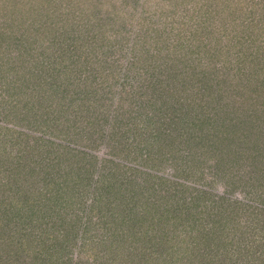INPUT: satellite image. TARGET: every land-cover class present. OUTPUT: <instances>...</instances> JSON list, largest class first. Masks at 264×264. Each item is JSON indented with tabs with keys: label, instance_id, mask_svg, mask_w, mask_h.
Segmentation results:
<instances>
[{
	"label": "rangeland",
	"instance_id": "rangeland-1",
	"mask_svg": "<svg viewBox=\"0 0 264 264\" xmlns=\"http://www.w3.org/2000/svg\"><path fill=\"white\" fill-rule=\"evenodd\" d=\"M42 1L0 0V66L18 75L9 90L2 81L11 82L12 77H0V132L13 129L19 133L14 139L23 143L5 147L10 159L2 179L13 182L7 194H17L20 200L31 195L28 202L38 218L30 228L21 227L16 217H0V236L16 227L15 240L25 241L24 248L42 258L11 252L15 264H50L54 257L57 264H121L126 255L136 264L134 250L117 249L127 235L121 231L139 227L126 240L143 249L146 238L180 227L193 233L199 223L215 228L222 241L217 243L221 253L201 261H247L249 251L241 255L235 247V232L242 212L247 217L249 209L254 210L252 198L258 191L264 193V0H101L97 6L87 0L83 12L74 11L71 19L61 13L65 3L58 8L60 0L45 5ZM203 7L214 9L215 19L208 18ZM46 10L68 26L60 36L62 57L55 65H45L49 74L38 76L42 54L55 51L47 39L45 43L35 36L41 31L37 14ZM208 21L211 31L201 35V24ZM243 32L245 38L239 39ZM189 68L195 72L187 81L188 74L180 73ZM244 71L253 72L256 79L251 73V79L239 83ZM25 81L29 90L24 89ZM210 84L212 89L202 91ZM254 104L262 108L255 120L244 118ZM64 152L71 160L80 152L90 158L92 179L87 184L73 175L59 192L47 186L56 165L54 170L42 160ZM102 163L108 165L104 172L122 170L136 186L160 187L145 201L154 202L137 203L128 217L130 226L114 210H104L115 194L94 183ZM254 177L260 178L258 183H246ZM170 181L179 184L178 189L173 190ZM56 201L73 218V224H66L59 214L60 232L45 215ZM175 206L183 216L173 217ZM219 207L220 215H214ZM28 212L29 207L18 217L24 219ZM18 231L26 232L24 239ZM32 232L39 236L33 240H38L35 248ZM189 258L194 260L193 255Z\"/></svg>",
	"mask_w": 264,
	"mask_h": 264
},
{
	"label": "trees",
	"instance_id": "trees-1",
	"mask_svg": "<svg viewBox=\"0 0 264 264\" xmlns=\"http://www.w3.org/2000/svg\"><path fill=\"white\" fill-rule=\"evenodd\" d=\"M46 1L47 0L42 1L44 5L46 4ZM89 1H91V0H88V2ZM92 1L97 6L101 0H92ZM86 2H87V0H60L57 7L59 8L62 3H65V4L61 5L62 6L61 13H62L64 18L67 17V18L71 19L72 13L74 11L83 12L84 6H86L85 5ZM100 7H101V4L98 7V9H100ZM44 8L47 9L46 7H44ZM203 8L205 10H207L206 12L208 14V18L212 17V19H215V17H216L215 12L216 11L212 12V11H214V9L211 11V9L208 7H203ZM88 10H89V7H88ZM42 16L44 18H46L47 20H43ZM37 17H40L39 18L40 21L38 20V23H40L41 31H40V33H36L35 36L38 37L43 42H45V40L47 39V42H50L51 46L55 49V51H52V54L49 56H46V54H42V59H41V62L38 66V68L39 67L41 68V72L38 76H40V75L45 76V75L49 74L48 71H46V69H44L45 65L49 61H51V63H54V65H55L57 63L55 61L58 60L60 55H61L59 53V51H61L63 49V46H62V42L60 41V36L62 35V33H64L63 32L64 27H67L68 25H66V23H64V21L60 22L61 19H57L55 17V15L53 14V12L48 13L47 10L45 12H43L41 16L37 14ZM230 19L234 21V18L232 19L230 17ZM219 20L225 21L226 16L222 17V18L220 17ZM48 21H49V23H48ZM204 31L205 32L211 31V22L208 21V23L206 25L201 24V27L199 30L200 34L203 33ZM229 31H230V29L228 28V33H229ZM242 38H245L244 32L239 37V39H242ZM57 49H59V50H57ZM2 53H5V51ZM56 57H58V58H56ZM61 57H62V55H61ZM7 60H9V59L7 58ZM59 62H61V61H59ZM5 63H6L5 65L8 66V64H7L8 61L7 62L5 61ZM34 66H37V65H34ZM0 68H2V69H0V77L2 79L6 80V78H8V76L12 77L11 82L2 81V82H4L3 85L5 84V88L7 89V86L9 84H11V85L13 84L14 78L16 77L17 74L14 75V72L9 73V71L4 69L3 66H0ZM22 68L24 69V67L21 66V69ZM27 69H28V73H29L32 70V66L31 67L28 66ZM193 72H195L194 69L189 68L186 72L180 73V74H188V76H187V81H188L189 79H192L194 77ZM251 73L253 74V72H251ZM251 73L247 72V75L251 74ZM178 74H179V72H178ZM238 74H241V72H239ZM247 75H245V71L242 72V74L239 77L240 78L239 83H241V81L245 80L246 78L251 79V75H249V76H247ZM174 77H176V76L174 75ZM254 78L256 79L255 75H254ZM31 82L34 83V81H31ZM239 83H235V84H239ZM23 85H24L25 90H29L30 85H29V83H27V81H25L23 83ZM186 86L187 87L190 86V83H187ZM211 86H212V84H210L209 86L201 88V85H200V88L202 89V91H205L207 88L212 89L213 87H211ZM0 88H3V86H1ZM10 88L12 89V87H10ZM7 90H9V86H8ZM14 90H16V88H14L11 92L15 93ZM28 94H29V91H28ZM260 107H261L260 104H254L251 107V112L249 113L250 115L246 116V114H247L246 113V114H244V118L245 117L246 118L251 117L252 118L251 120H253V119L255 120V116H256L255 114L257 113V111L259 109L260 110L262 109ZM4 120H5V117H4ZM9 123H11V122H9ZM11 125H12V123H11ZM15 134H19V133H16L13 129H2V131L0 132V168H1L0 172L2 174L1 179H0V214H1L0 217H1V219H3L4 217H11V216L16 217L17 218L16 223H18L21 227L28 225L31 228L32 222L36 221L38 219L37 216L35 215V211L31 209L33 206H31L28 202L29 201L28 197L31 195L28 194L26 197H23V198H25L24 200L23 199L20 200V197L17 196V194H12V195L7 194L10 191L9 187L13 182L10 181V182L5 184V182L3 180L4 179L3 170L6 169L4 167L5 161L7 160V158H9V157H5V156H8V153H6L4 150L5 147L7 146V144H9L10 147H12V146L20 147L23 144L22 140L20 138L14 139V137H17ZM22 149H25V147ZM16 151L19 152L20 151L19 148H17ZM79 155L80 156H76V157L72 156V160H71L70 159L71 157L69 156L68 152H64V153L58 155L57 158H55V159L54 158L52 159L50 157H46L44 160H42V162L45 161L46 165H48L49 167H52L54 170H55V165H56V170L54 171V174L52 175L53 177L49 176V178H48L47 186L54 185L57 188V190H59V192L63 191L64 190L63 186H65L64 184L66 183V178H70L73 175H75V176L77 175L79 177H82L81 181L88 184L90 179H92V174H90L92 167L89 164V162H91L92 160L90 158L88 160L85 159L83 152H80ZM42 158H43V156H40V159H42ZM74 158H76V159L74 160ZM67 161H69V163H70L69 166H66V164H65V162H67ZM103 162L114 164L115 167H117V168H119L121 166V169H123V168L126 169L125 166L120 165V163H118V162L112 163V161H110V160H103ZM107 166L108 165H106V164L103 165V163L101 165H99L98 170L102 171V173L99 172L97 177H95V179H94V183L96 185H102V186L104 185L105 191L111 192V194L112 193L115 194L113 201L112 200L109 201L110 197L107 198L109 203H107L105 206L103 205L104 210L105 211L114 210L115 213H117V215H118L117 217H119V219L122 220L123 223L126 224V226L127 225L130 226V224H132V223L129 222L130 219L128 217H129V215H131L133 213V211L137 207L136 206L137 203L140 202L141 199H143V202L146 204H151V202H154V201H148V203H147L145 201L148 199V196H151V194L156 196V194L158 192L157 189L159 190L160 187L155 185V184L154 185L151 184V189L149 190L148 188H145L144 185L139 186L137 184V186H136V185H134V182L131 179V176L128 175V177L127 176L124 177L125 172L122 170H121L120 174H118L117 170H115L113 172H111V171L104 172V170L108 168ZM83 174L87 175L86 180L83 178V177H85ZM118 175H121L120 178L118 177ZM258 179H260V178H258V177L249 178V179H247L246 183H248V184L251 183L250 184V186H251L254 183H258L257 182ZM164 181L169 183L167 179H164ZM160 183H161V181H160ZM170 183H171L170 185L172 186L173 190L178 189L179 184H177L174 181H170ZM72 189H73V192L75 193L76 192L75 186ZM105 195L106 194L104 193L103 197ZM126 197H127V199L129 198V200H127V201L124 200V198H126ZM219 198L220 197L218 196V199ZM67 199H70V196H68ZM117 199H119V200L117 201ZM252 201H253L254 205H251V206L254 207V210L247 208V209H249V213L247 214L248 216L243 217V215L245 213L242 212L243 215L239 216V218L242 220V223L241 224L239 223L240 220L238 221V223H236L238 227H237V232H235L237 235V236H235V247H237L241 251V255H243V253L246 254V252L249 251L248 260L245 262H241V264H255V262H257V264L259 262H260L259 264H264V193L259 194V191H258L256 196H254L252 198ZM244 204H246V203H244ZM218 206H219V204H218ZM248 206H250V205H247V207ZM28 207H29V212H28V215L26 216V218L22 219L23 216L18 217L19 215H23L24 212L26 213V209L28 211ZM64 207H65V205H59V204H57V201H56L53 204H51V206L49 205L48 210L45 211V215H49L50 220H51V224H53V226H55L54 229L58 232H60V230H61L60 228H58L57 223H56V219L59 216V214H63L65 216L66 224L67 223L73 224V222H72L73 218H70V219L68 218V216H67L68 213L66 212L67 208H64ZM220 210H221V208L219 207V209L215 212L214 215H218ZM160 211L162 212V210H160ZM102 212H103V209H102ZM171 212H173L174 214H177V215L173 216L175 218H176V216H183L181 211H180V206L173 207L171 209ZM207 214L212 215L213 213L209 211ZM221 214H223V213H221ZM173 217H171V218H173ZM25 220H26V222H25ZM213 220H216V219H213ZM216 223L218 224V222H216ZM191 224H193V225H191ZM191 224H190V226L193 227L197 223H196V221H194ZM197 226L198 227H195L196 232H193V233H187V232L183 231L182 227H180V229H177L174 233L171 232L170 234H168L167 231H164L163 234H155L151 238L145 239V243H143V244L146 246V248H143V249L135 247V246H131L129 243H127L126 238H127L128 234H132L131 230L134 229V230H136V233H137V231L139 229V227H137V226H134V227L131 226L132 229L127 230L128 232L125 230L121 231L123 234H127V235H125L124 238H122L118 241L117 249H120V248L124 249L126 247L125 249H129L128 253H130V251L134 250L135 255H133V256L138 257V259L136 260L137 261L136 264H171V263L173 264L175 262H176L175 264H177V262L179 264H185L186 263L185 259L192 257V255H193L194 260L191 261V259L189 258L186 264H206L207 261H201V260L207 259L208 257H210V254L216 255L218 253V244L217 243L218 242L222 243V241L217 240L219 234L216 231V229L213 228L211 225H206V224L200 225V223H199ZM16 229L17 228L15 227V230L12 231V233L7 234L5 237L3 234H2L3 237L0 236V264H15V262L12 260L13 258H12L11 252L18 253L19 251L23 252L24 257H32L33 259H41L42 260V258H40L38 256L39 255L38 252L34 253V254H30V250H26V248H24V242L25 241L20 240V242H19V241L15 240L14 234H16V232H15V231H17ZM256 229L258 230V233H257ZM190 230H192V229H190ZM18 233L20 235V239L25 238L26 232L18 231ZM235 233H233V234H235ZM29 236L32 239V245L35 248L36 247L35 244L38 245V240H37V242H34V243H33V240H34V238H39V236L35 232H32ZM233 236L234 235H231L230 239H232ZM254 236H258L260 239L259 238L257 239ZM62 237H64V236H62ZM73 238H74V235H73ZM17 242H18V245L16 247ZM111 242L114 243V240H111ZM176 244H178V246L174 247ZM212 246L216 247L214 252H213V249H210ZM249 246L253 247V249L251 251L249 250ZM147 248H149V250ZM113 249L115 250V248H112L108 252L105 251V255L111 254V251ZM219 253H221V252L219 251ZM121 255H122V253H121ZM186 255H187V257H186ZM51 256H52V254H51ZM129 256L130 255L123 256L122 260H123L124 264L125 263L131 264V260L133 258L129 262L128 261ZM182 256H184V257H182ZM54 258H55L54 261L50 264H57L58 259H56V257H54ZM239 261H240L239 259H236L235 261H233V263H230V264H237V263H239ZM123 263H121V264H123Z\"/></svg>",
	"mask_w": 264,
	"mask_h": 264
}]
</instances>
